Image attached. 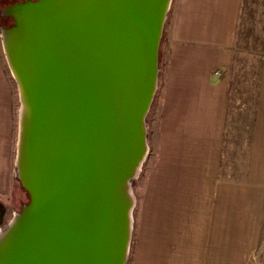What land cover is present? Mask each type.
<instances>
[{
	"label": "water",
	"instance_id": "95a60500",
	"mask_svg": "<svg viewBox=\"0 0 264 264\" xmlns=\"http://www.w3.org/2000/svg\"><path fill=\"white\" fill-rule=\"evenodd\" d=\"M171 0H23L3 45L23 104L18 180L28 202L0 264H124L131 180ZM264 256V236H263Z\"/></svg>",
	"mask_w": 264,
	"mask_h": 264
},
{
	"label": "crops",
	"instance_id": "0c3cea01",
	"mask_svg": "<svg viewBox=\"0 0 264 264\" xmlns=\"http://www.w3.org/2000/svg\"><path fill=\"white\" fill-rule=\"evenodd\" d=\"M255 4L170 1L159 46L156 156L131 264H247L259 244L264 56L248 62L238 46L245 7ZM12 143V89L0 38V198L13 194Z\"/></svg>",
	"mask_w": 264,
	"mask_h": 264
},
{
	"label": "rangeland",
	"instance_id": "374dc122",
	"mask_svg": "<svg viewBox=\"0 0 264 264\" xmlns=\"http://www.w3.org/2000/svg\"><path fill=\"white\" fill-rule=\"evenodd\" d=\"M16 1L18 2L23 0H16ZM5 7H6L5 5L0 4V16H7L2 14V10ZM245 8L246 11L243 15V19L240 24L241 27L238 35V39H239L238 46L242 49L241 51L244 52L241 53L244 60L247 59L248 62H251V58H252V62L258 64L257 60H260L264 56V0H257V4H255L251 10L247 9L249 8V6ZM11 25H12V19L9 16H7V19H3L0 17V38H1V45L3 48L4 65H5V70L10 79V84L12 89V100H13V143H12L13 194L12 197L8 196L5 198H0V234L1 231L5 229L8 223L13 219L14 214L19 212L21 207L25 205L29 200L28 194L22 188L18 180V170H17L20 120H21L23 104H22L21 93L18 83L11 70V67L9 65L6 56V52L3 45V36H2L3 29H6ZM161 44L162 41H160V45ZM161 70H162V63L158 62V75H157L154 98L150 106L149 112L145 118L147 151L144 160L140 165L135 177L131 180L133 207L131 211L130 240H129L127 256L124 264H131V259L136 249L141 195L145 187V178L147 172L149 171V169L153 167L155 162L156 140H157L156 125L159 116L158 106H159L160 89H161ZM248 71L247 74L251 73L252 70L249 69ZM253 71H255V69ZM241 135H242L241 133L237 135L234 134V139L240 142ZM234 139H232V141H234ZM236 142L237 141H234V144ZM234 144H232L231 146H234ZM230 152H232V149L230 150ZM11 201L13 203H11ZM263 236H264V224L261 227L259 244L257 248L249 254V260L247 264H264Z\"/></svg>",
	"mask_w": 264,
	"mask_h": 264
},
{
	"label": "trees",
	"instance_id": "16d2710c",
	"mask_svg": "<svg viewBox=\"0 0 264 264\" xmlns=\"http://www.w3.org/2000/svg\"><path fill=\"white\" fill-rule=\"evenodd\" d=\"M3 5L6 6V4H3ZM0 17L3 18V19H7V16H0Z\"/></svg>",
	"mask_w": 264,
	"mask_h": 264
}]
</instances>
